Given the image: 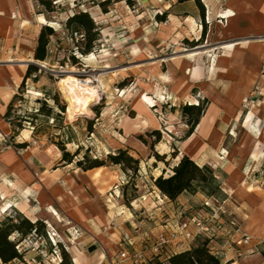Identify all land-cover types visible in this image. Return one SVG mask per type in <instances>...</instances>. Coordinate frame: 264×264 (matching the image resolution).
Masks as SVG:
<instances>
[{"label": "rangeland", "instance_id": "obj_1", "mask_svg": "<svg viewBox=\"0 0 264 264\" xmlns=\"http://www.w3.org/2000/svg\"><path fill=\"white\" fill-rule=\"evenodd\" d=\"M56 1L57 8L49 13L44 12L34 0L35 20L31 22L34 31L30 30L25 35L23 30L22 33L17 31L9 35L15 42L18 41L12 48H22L23 54L20 57L34 63L41 71H34L24 86L21 87L20 84L21 89H15L9 102L0 103L5 104L4 108L1 107L3 110L0 108L3 129L0 133V223L9 217L23 216L33 221H42L46 233V237L36 233L27 236L19 246L23 259L11 264H60L61 249L64 250L61 247L66 249L64 251H67L72 259L71 249L65 241L57 238L54 242L51 241L46 223L51 224L49 221L52 214L48 212L50 208L60 210L66 219L68 217L72 221V218L64 213L63 207L76 211L78 205L70 204L66 195H70L69 199L75 202L77 195L82 191L81 188L89 191L86 189L88 187H83V181L86 184V180L90 179L85 173L87 171L76 164L85 157L106 162V166L100 167L101 176L96 184L97 188H101L102 182H114L111 191L113 196L108 192L107 197L115 205L108 204L105 201L107 199L102 198L101 209H106L108 214L118 210L119 206H123L124 211H127L129 208L133 209L134 205V218L142 222V229L132 231L135 238L144 236L150 228H159L156 224V207L166 206L167 198L161 195L154 185L156 178L152 173L159 174L157 178L162 174H171V169L183 156L178 148L181 142L186 140L184 136L188 131V126L182 119V107L185 105L183 101L189 102L197 98L199 101H210L205 93L211 94L212 98H215L216 108L226 116L228 111L237 113V109H246L247 105L251 104L258 105L259 101L264 99V68L260 72L257 88L253 89V98H246L239 104L236 94L241 91L240 85L220 86L209 81L207 87L193 85L194 79L203 81L206 72L204 68L208 69L210 57L215 58L219 54V46L215 45L219 37V10H228L230 3L234 1L244 3L251 0H201L204 16L201 10L192 12L187 6L179 9L176 5L174 8L177 0ZM102 2H107L104 6L107 12L100 6ZM248 9H251V6ZM76 11L89 12L100 30L99 40L94 44L96 49L89 55H82L78 50L84 45L83 35L71 34L65 28L67 19ZM164 13L169 15L164 21H158L156 16ZM171 15L177 18H172ZM44 26L52 27L56 35L51 37L49 60L41 63L35 61L32 51L36 48L38 35ZM20 40H26L22 47L18 46ZM204 45H208V48L197 49ZM209 48L216 50V54L211 53L208 57L205 51ZM12 61L15 62L14 59ZM192 69L195 78L192 76ZM67 75L79 80H96L94 85L99 86L100 100L90 103L89 114L79 115L75 119L69 118L68 106L59 86L60 79ZM34 77H37V81ZM54 96L58 97L59 105L64 107L63 111L52 100ZM43 103L53 108L52 115L47 116L39 112ZM208 106L209 102L206 110ZM96 107L99 108L98 115L94 111ZM9 108L11 114L6 118ZM238 116L221 118L223 126L235 122L233 128L236 129V134L232 139L229 132L227 133L224 142L226 149L231 146L234 148L233 144L242 136L241 120ZM154 131L161 133V140L153 150L151 144L156 137L151 134ZM161 142L167 146L165 153L159 148ZM58 146H64L66 151L73 155L71 164L62 161ZM177 149L176 157H173ZM120 150H125L140 160L138 172H125L120 166L108 161L109 155L117 154ZM154 153L165 155L168 166L159 161L153 164ZM208 167L217 175H214L218 184V190L213 195L215 199L209 201L208 207L204 203L195 215L177 213L178 219L174 224L189 221L194 217L207 221L208 216L214 212L212 209L221 206L219 203L232 189V184L227 182L230 175L217 171L216 163ZM51 175L57 179L55 185L44 186L41 177ZM63 180L66 182L65 186ZM198 191H207L208 195L210 193V189L202 188ZM90 201L84 198L82 203L85 206ZM161 203L162 206H159ZM167 211V207L161 211L164 217L160 216L164 221L168 217ZM218 214L225 222L229 219L227 214ZM165 230L164 233L168 234V228ZM129 237L136 244H125L123 235L121 245L111 252L128 249L133 254L134 247L142 250L146 245L149 250L159 235L156 237L149 233L145 239ZM203 237L201 238L205 242L209 241ZM91 238L95 237L92 235ZM180 241L175 240V246L182 247L183 240ZM204 241L195 240L190 247ZM220 241L222 238L217 241L219 248ZM170 250L171 246L167 245L157 255L147 251L143 264H169L168 258L174 255ZM221 261L223 264L224 259Z\"/></svg>", "mask_w": 264, "mask_h": 264}, {"label": "crops", "instance_id": "obj_2", "mask_svg": "<svg viewBox=\"0 0 264 264\" xmlns=\"http://www.w3.org/2000/svg\"><path fill=\"white\" fill-rule=\"evenodd\" d=\"M33 2L34 0H0V103H7L12 99L15 89L24 80L28 66L34 64L20 57L23 54V49H13L12 45H17L18 41L15 42L9 36L17 31L22 33L25 30V35L30 30L34 31L31 25V22L35 20ZM234 2L230 3L228 9L235 14L230 19L221 17L224 10H219L220 12L217 13V17L220 19V27L218 30L219 37H217L215 45L219 46V54L215 58H211L210 54H216V50L209 48L205 51L211 59L209 67L208 69L207 67L204 68L206 72L203 75V81L201 82L199 78L194 79L193 85L207 87V81L220 86L240 85L241 91L236 94V101L239 104L246 98H253L255 94L253 89L260 79L262 68H264V0ZM176 5L179 9H184L187 6V9L192 12H195L196 9L200 10L194 1L179 3L177 0L174 8ZM250 6L251 9H248ZM171 8L173 7L171 6ZM171 17L177 18L173 15ZM204 32L206 33V30ZM23 42L26 40H20L18 46H24ZM200 48L206 49L208 45L197 49ZM33 52L34 50L32 54ZM13 59L15 62L12 61ZM191 71L193 78H195L194 70ZM262 73L264 74V71ZM205 95L210 100L205 114L201 118L195 133L181 142L178 148L182 155H187L200 167L212 166L213 163H216L218 165L217 171L220 170L219 172L230 175L227 182L232 184V189L219 204L227 213H232L241 219V230L251 236L252 241L249 244L236 247L228 244L223 238L220 241L221 248L226 251L223 264H264V99L259 101L258 105L251 104L252 106H245L246 109L239 108L237 113H233L231 110L224 116L221 110L216 108L215 98H212L211 94L205 93ZM183 102L190 104L191 100L189 102L184 100ZM4 106L5 104H0V108H4ZM211 110L214 113L210 117L208 113ZM232 116H238L241 120L240 132L242 136L233 144L234 148L231 146L226 149L225 137L228 132L232 139L235 137L236 129L233 128L235 122L232 121L223 126L221 118L230 119ZM204 117H206V122L202 126L201 122ZM1 120L2 116L0 115V133L3 130ZM152 162L153 164L159 163L156 159H153ZM98 169L101 168L85 172L90 179L86 180V184L83 181V187H88L86 189L89 191L81 188L82 191L80 196L77 195V201H71L70 195H66L70 204L78 205L76 211L63 207L64 213L71 217L72 221L68 217L63 220L62 217L66 216L60 210L50 208L48 211L49 214H52V219L49 222L59 232L61 239L69 245L74 264H99L102 260V251L111 252V250L117 249L121 245L120 241L123 235H129L134 239H145L150 233L157 237L166 232L165 229L170 227L171 223L177 221V213L182 212L188 216L195 215L205 202H209L213 198L207 194V191H197L196 193H183L176 201L165 199L167 201L166 206H162L161 203L159 206L162 207H156V224L159 225V228L154 230L150 228V231L144 236L139 235L135 238L132 231L137 228L142 229V222L134 218L136 210L134 205H132L133 209L129 208L127 211H124L123 206H119L118 210L110 211L108 214L106 209H101L102 198L107 199L105 201L108 204L115 205L107 197L108 192L110 196H113L111 191L114 182H102L101 188H97L96 184L99 182L101 171L96 177L94 172ZM216 174L218 173L216 172ZM158 175L152 173L154 178H157ZM40 180L44 186H54L57 181L54 175L42 176ZM63 183L65 186L64 180ZM84 198L91 200L85 206L82 203ZM166 207L168 208V214L166 213L168 217L164 221L161 211ZM73 227L80 230L81 237L72 236L71 229ZM88 232L91 233L90 236ZM92 235L95 237L94 239L91 238ZM175 243L171 245V254L179 253L192 245L183 243L182 247L181 245L177 247ZM141 246L142 243H140L139 248ZM186 246L187 248L181 250ZM179 249L180 251H178ZM239 252L243 253L241 257H239Z\"/></svg>", "mask_w": 264, "mask_h": 264}, {"label": "trees", "instance_id": "obj_3", "mask_svg": "<svg viewBox=\"0 0 264 264\" xmlns=\"http://www.w3.org/2000/svg\"><path fill=\"white\" fill-rule=\"evenodd\" d=\"M39 6H41L44 12H53L58 3L56 0H35ZM194 1L197 7L202 11L204 16V5L201 0H178L179 3H185ZM107 2L100 3L103 7ZM104 12H107L104 9ZM169 13L163 15H157L156 19L160 22L164 21ZM65 28L71 32V34L83 35L84 45L79 47L78 50L82 55H89L94 52L95 45L100 37V30L94 19L89 12L76 11L66 21ZM205 34V32H204ZM203 34V39H204ZM56 35V31L50 26H44L40 34L38 35L37 45L34 50V59L37 62L46 63L50 58L49 46L51 44V37ZM40 72L41 69L34 64L28 66L27 72L24 76V80L21 87L26 84V81L31 78L33 72ZM37 81V77H34ZM124 86V83L121 85ZM19 87L18 89H21ZM52 100L55 102L58 108L62 111L63 106L59 105L58 97L54 96ZM209 101H200L198 105L185 104L182 107V119L188 126L184 139H187L195 133L196 128L206 112V105ZM39 108V112L50 116L53 114V108L48 107L46 103ZM96 114H99V108L94 109ZM10 108L6 113V118L10 116ZM152 136L156 137V140L151 144V148L154 150L155 145L161 140V133L154 131ZM183 139V140H184ZM62 153V161H66L68 164L73 162V155L66 151L64 146H58ZM174 151L173 157H176ZM155 159L159 162H163L168 166L165 155H159L154 153ZM108 161L111 164L120 166L125 172H138L140 166V160L134 158L128 154L125 150H120L117 154L109 155ZM77 166L84 171L92 170L106 166V162L98 158L91 159L85 157L82 160L76 162ZM172 173L165 176L160 175L155 179L154 185L158 189L159 193L170 201H176L183 193H196L199 189H210L209 195L213 196L218 190V184L214 177V172L208 167H200L187 155H183L176 166L171 169ZM36 233L42 237H46L45 226L42 221H33L27 217L19 216L18 218L9 217L5 221L0 223V264H11L16 260L23 259L22 250L18 247L22 244V241L27 237ZM14 238V239H13ZM61 247V246H60ZM66 250L64 247H61ZM61 249L62 261L60 264H74L70 254L67 251ZM264 254V252H263ZM169 264H222L221 259L215 257L208 247L207 241L198 244L197 246L190 247L184 251L171 255L168 258Z\"/></svg>", "mask_w": 264, "mask_h": 264}, {"label": "built area", "instance_id": "obj_4", "mask_svg": "<svg viewBox=\"0 0 264 264\" xmlns=\"http://www.w3.org/2000/svg\"><path fill=\"white\" fill-rule=\"evenodd\" d=\"M206 207L210 206L209 202H205ZM214 212L208 216L207 221L201 219L200 217H194L189 221L179 222V223H171L170 227H168V234L161 233L156 241V243L150 248V253L152 255H157L160 253L161 249L167 245H173L174 241H182V243H193L195 240L202 239L201 237L208 238L209 241L208 247L210 252L219 259L226 258V251L222 248H219L220 244H218L219 239L225 238L226 242L232 246L241 247L242 245H246L251 243L252 237L245 234L241 230V219H239L236 215L227 213L222 206L217 207L216 209H212ZM218 212L220 214L229 215V219L227 221H223ZM204 220V222H203ZM196 226V228H194ZM46 230L49 238L52 242L57 240H62L59 234H57L56 229L50 223H46ZM72 236L81 237V232L77 227H73L71 229ZM219 236V238H216ZM203 237V238H204ZM216 238V239H215ZM123 241L128 246H133L135 243L132 239L124 235ZM181 243V244H182ZM20 247H18L19 249ZM186 248V247H185ZM135 252L131 254L128 249H122L121 251L109 252L107 250L102 251V260L99 264H143L145 263V254L148 250V246L146 245L142 250L135 249ZM145 250V252L143 251ZM239 250V249H238ZM239 257L242 256V252H239Z\"/></svg>", "mask_w": 264, "mask_h": 264}, {"label": "bare ground", "instance_id": "obj_5", "mask_svg": "<svg viewBox=\"0 0 264 264\" xmlns=\"http://www.w3.org/2000/svg\"><path fill=\"white\" fill-rule=\"evenodd\" d=\"M234 15V12L231 10L221 13V17L228 19ZM95 81L96 80L91 79L79 80L72 75H67L60 79L59 86L65 104L68 106L69 118L75 119L79 115L89 114L90 103L100 100L99 86L94 85ZM190 104L198 105L199 103L197 100H191ZM213 113V110H211L208 116L211 117ZM205 122L206 117L203 118L201 125L204 126ZM159 148L165 153L167 146L165 143L161 142ZM94 173L95 177L99 176L100 169L96 170ZM64 218L66 219V217Z\"/></svg>", "mask_w": 264, "mask_h": 264}, {"label": "water", "instance_id": "obj_6", "mask_svg": "<svg viewBox=\"0 0 264 264\" xmlns=\"http://www.w3.org/2000/svg\"><path fill=\"white\" fill-rule=\"evenodd\" d=\"M44 68V66H42Z\"/></svg>", "mask_w": 264, "mask_h": 264}]
</instances>
